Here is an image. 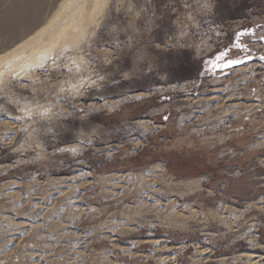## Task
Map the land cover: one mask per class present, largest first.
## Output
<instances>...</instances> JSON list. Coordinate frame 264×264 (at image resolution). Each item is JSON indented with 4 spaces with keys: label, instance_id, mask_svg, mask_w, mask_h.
<instances>
[{
    "label": "rangeland",
    "instance_id": "374dc122",
    "mask_svg": "<svg viewBox=\"0 0 264 264\" xmlns=\"http://www.w3.org/2000/svg\"><path fill=\"white\" fill-rule=\"evenodd\" d=\"M59 3L0 0V58ZM261 37L264 0H112L78 48L3 62L0 264H264Z\"/></svg>",
    "mask_w": 264,
    "mask_h": 264
},
{
    "label": "bare ground",
    "instance_id": "6f19581e",
    "mask_svg": "<svg viewBox=\"0 0 264 264\" xmlns=\"http://www.w3.org/2000/svg\"><path fill=\"white\" fill-rule=\"evenodd\" d=\"M111 1L60 0L49 19L42 23L37 32L28 37L24 43L1 57L0 65L3 62H10L9 60L12 59L13 64L10 67L15 69L14 67L17 68V65L22 63L21 71L30 66H35L57 51L78 48L85 33L99 26ZM93 31H91L92 34ZM26 51L28 55L25 56ZM254 97L256 98L253 100L255 104L244 107L243 118L246 117V114L250 115L253 111H258V107L264 102V94L260 93ZM206 120L208 122L210 118Z\"/></svg>",
    "mask_w": 264,
    "mask_h": 264
},
{
    "label": "snow or ice",
    "instance_id": "6c2138e0",
    "mask_svg": "<svg viewBox=\"0 0 264 264\" xmlns=\"http://www.w3.org/2000/svg\"><path fill=\"white\" fill-rule=\"evenodd\" d=\"M244 34H247V33H237L236 34V40H237V43L235 44V47L237 48H243V46L239 43V37L240 35H244ZM261 39H264V37H261ZM228 51L225 50V51H221L219 52V55L216 56V61H221V60H225L226 61V64L225 66H233V65H238L240 63H242L241 60L239 59H230L228 58ZM261 59H264V57H261Z\"/></svg>",
    "mask_w": 264,
    "mask_h": 264
},
{
    "label": "built area",
    "instance_id": "2783aa9c",
    "mask_svg": "<svg viewBox=\"0 0 264 264\" xmlns=\"http://www.w3.org/2000/svg\"><path fill=\"white\" fill-rule=\"evenodd\" d=\"M257 93H258V92L255 91V95H256V96H257ZM249 117H252V115H249Z\"/></svg>",
    "mask_w": 264,
    "mask_h": 264
}]
</instances>
